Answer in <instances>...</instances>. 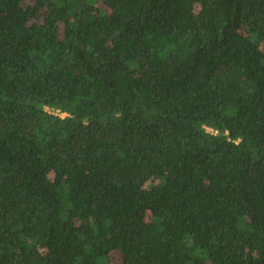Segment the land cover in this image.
I'll list each match as a JSON object with an SVG mask.
<instances>
[{
    "label": "trees",
    "instance_id": "1",
    "mask_svg": "<svg viewBox=\"0 0 264 264\" xmlns=\"http://www.w3.org/2000/svg\"><path fill=\"white\" fill-rule=\"evenodd\" d=\"M0 264H264V0H0Z\"/></svg>",
    "mask_w": 264,
    "mask_h": 264
},
{
    "label": "built area",
    "instance_id": "2",
    "mask_svg": "<svg viewBox=\"0 0 264 264\" xmlns=\"http://www.w3.org/2000/svg\"><path fill=\"white\" fill-rule=\"evenodd\" d=\"M48 109V111L49 112H51V113H56V114H58V115H60V116H64L65 114L64 113H62V112H60L59 110H52V109H49V108H47ZM210 130V129H209Z\"/></svg>",
    "mask_w": 264,
    "mask_h": 264
}]
</instances>
